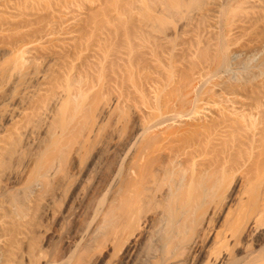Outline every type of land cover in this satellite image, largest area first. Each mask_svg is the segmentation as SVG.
<instances>
[{"label": "rangeland", "instance_id": "rangeland-1", "mask_svg": "<svg viewBox=\"0 0 264 264\" xmlns=\"http://www.w3.org/2000/svg\"><path fill=\"white\" fill-rule=\"evenodd\" d=\"M231 1L0 0V264H147L181 218L263 195L264 0ZM141 133L176 206L129 259L110 232Z\"/></svg>", "mask_w": 264, "mask_h": 264}, {"label": "bare ground", "instance_id": "bare-ground-1", "mask_svg": "<svg viewBox=\"0 0 264 264\" xmlns=\"http://www.w3.org/2000/svg\"><path fill=\"white\" fill-rule=\"evenodd\" d=\"M166 1L171 7L179 8L184 0ZM229 1L232 2L231 0H227L226 3H229ZM2 12L3 11H1V13ZM188 95L190 96V94ZM159 126L160 129L163 128L161 124H157V127ZM150 128L155 129L156 125ZM157 129H155V131ZM172 130L170 133H172ZM146 132L149 131L146 130ZM150 133L153 134L152 130ZM150 133L148 134L149 136ZM159 133H161V131ZM152 134L151 136H153ZM155 134L157 133L154 132V135ZM140 136V139L136 138L138 140L136 142L134 141L135 143L132 141L134 144L131 145L130 148L133 149V153H131L133 155L131 160H128L130 162L127 168L129 170V175L125 181L123 180L124 182L121 181L122 194L120 193V201L122 204H120L121 207H119L121 210L118 211V213L120 212V219H118L115 226H113L114 228H112L113 231L110 232L111 234L109 233L112 242L115 240L118 242L124 238H132L133 242L129 259L130 257L138 256L142 242H144L143 239L144 237L146 239L147 233L150 232V224L152 225L154 220H156L158 213H160V211L163 213L174 212L176 206V197L174 198L171 193L173 191H171L173 186L169 176L171 173L168 175L165 170L166 168L160 165V156L157 157V155L156 157L159 159L157 161L154 160L155 158L152 155L153 150H151L154 146L152 147L149 145V143L151 144V142H149L151 136L145 137L143 133H141ZM157 136L159 135L157 134ZM153 138H151L152 142L155 139ZM156 146L157 145H155V147ZM126 154L128 155V153H125V155ZM162 162L164 161L162 160ZM190 176L191 177L187 179V183L185 182L187 192H185L186 194L184 195L182 192V195L178 197L180 198L178 205L181 204L183 210H185V212L187 211V213L189 212V215H187L191 217L190 212L197 207L196 205H198L199 202L198 196H200V194L193 195V193H195L194 188H196L193 185L195 180L192 175ZM177 185L174 189H177ZM178 187L180 188V186ZM179 188L177 190H179ZM245 190L236 193L232 199L233 203L228 202L229 199H227L222 200L216 206H211L212 208L204 212L202 216L199 215L201 217L199 222H192V220H194L193 218H190V220L181 218L184 222H176V231L173 230V233L168 236L165 234L166 236L164 235L165 238L162 242L157 240V242L152 243L154 247H156L155 251H152L153 253H150L149 256L146 257L147 259L145 260L148 261H146L147 264H264V224L257 222L264 212V193L261 197L257 195L247 196L248 193H246L247 191L245 192ZM244 194L247 195L244 196ZM251 194L255 193L253 192ZM244 206L248 208V212L244 211ZM143 209L145 210L143 211ZM199 213L200 211L198 214ZM195 214L197 217L198 215L196 212ZM222 216L223 221L216 222V225H214L212 220L210 221L211 218L215 220L216 217ZM186 219L187 222H185ZM253 240L257 241V246L255 244V248L251 247V241ZM145 256L144 254V257Z\"/></svg>", "mask_w": 264, "mask_h": 264}]
</instances>
